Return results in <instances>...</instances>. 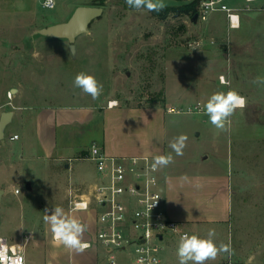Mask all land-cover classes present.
Here are the masks:
<instances>
[{
	"label": "rangeland",
	"instance_id": "obj_1",
	"mask_svg": "<svg viewBox=\"0 0 264 264\" xmlns=\"http://www.w3.org/2000/svg\"><path fill=\"white\" fill-rule=\"evenodd\" d=\"M79 2L91 5L93 1ZM164 2L183 4L176 0ZM76 3L57 0L55 8L46 9L40 0H0V115L3 111H13V119L5 129L6 136L12 137L15 132L21 134L16 142L2 144L0 141V189L13 193L8 196L11 202L5 200L4 192L0 198V235L16 242L22 240L23 233L33 231V238L27 246V251H33V257L28 256V264L95 260L88 251L76 252L57 243L44 216L46 209L51 214L56 207L62 208L67 215L70 183L84 189L85 184L96 180V164L83 158L89 151V142L100 134V115L105 129L102 138L108 142V152L127 154L138 150L144 141L131 123L152 126L154 135H149V139L154 143L151 150L156 148L155 141H158L164 154H171L174 158L168 167L158 169L160 176L168 171L191 174L196 170L192 164L194 153L200 156L203 149H216L212 142L207 144L205 141L207 136L203 128L211 126L212 129L207 115L169 112L163 117L162 111L161 115L152 112L154 106H162L167 111L171 105H181L173 101L174 96L177 90H183L190 84L193 58L200 51L215 47V44L204 43L199 47L189 45L192 40L205 38L202 28L192 26L188 15L170 13L163 18L145 9L129 8L125 0H104L103 13L91 22L87 32L77 37V48L73 54L68 39L42 35L37 30L67 20ZM234 6L242 8L243 1L239 0ZM214 19L228 24L223 11L211 13L207 20ZM248 23L243 24L241 31L246 42L252 43L249 45H253V55L242 60L245 63L240 65H235L232 57L236 61L241 57L234 54L228 61H223L229 69L244 66V70L251 73L253 82L256 77L264 76V12L257 13ZM219 47L223 50L221 45ZM221 62L213 60L207 68L215 71ZM80 72L94 75L103 85L99 99L93 100L74 87V77ZM254 84L264 91V84ZM12 88L16 90L12 91ZM111 100H116L119 106L109 109L107 105ZM127 107L144 109L139 111ZM50 109H90L95 114L91 124H84L85 130L91 131L85 137L89 144L83 154L82 151L73 154V171H66L61 164L56 166L47 159L48 152L34 143L33 133L30 135L32 139L26 137V130L36 125L37 115ZM234 116L242 124L239 127L242 137L229 134L226 128L222 142L214 144L219 145L220 150L213 152L215 155H211L208 163L216 161L234 177L244 179L248 188L234 194L230 222L215 230L217 244H226L241 230L254 228L257 219L264 214L263 199L259 200L263 188L257 185L264 175H258L255 183V179L249 176L252 171L264 174V136L256 138L257 134L264 133V113L258 112L256 126L246 125L245 115L237 109ZM198 123L202 129L201 136L197 135L200 132ZM82 128L83 125H75L78 134L83 132ZM56 129L57 135L62 134V125ZM141 133L147 132L142 130ZM181 134L188 139L183 155L177 156L169 144ZM28 182L30 187H27ZM73 216L92 219L97 228L95 208L75 211ZM192 228L191 235L205 237L204 230ZM87 233L91 236L93 232L86 229L82 236ZM170 241L165 243L168 259L174 254L172 245L175 241Z\"/></svg>",
	"mask_w": 264,
	"mask_h": 264
},
{
	"label": "crops",
	"instance_id": "obj_2",
	"mask_svg": "<svg viewBox=\"0 0 264 264\" xmlns=\"http://www.w3.org/2000/svg\"><path fill=\"white\" fill-rule=\"evenodd\" d=\"M73 1L74 3H76V1L78 2L74 4V8L79 4H83L79 2L80 0ZM176 1L184 3L187 0ZM227 1H229V4L234 6L236 3H238L239 0ZM239 11L241 23L238 27H230L229 24L224 25L216 19L212 21H201L200 19H194L193 17L189 16L192 26H198L202 28V32L205 34L206 38L205 39L204 37H201L202 41H204L203 43L209 45L215 44V47H208L209 49L200 51V53L193 58L194 66L193 77L191 78L192 80L190 84L186 86V88H183V90L180 91H176V95L174 96L173 101L181 105L191 104L196 101H202L205 105L213 93H226L229 90H235L241 96L245 97L247 101L246 106L243 109H237L241 114L245 115L244 123L246 125L256 126L258 112L264 113V91L259 89L258 86H256L251 81L253 77L251 73L244 70V66H242V68L237 67L236 69H229L228 65H226L223 59H227L228 61L230 56L232 57L233 54L237 57L240 56L241 60L239 61L234 60L232 57L235 65H240L241 63H245L241 62L242 60L248 58V56L250 55H253V52H251L253 45H249L252 43L246 42L244 36L242 35L241 29L244 23L249 24L248 22L252 21L257 13L264 11H248L243 10L242 8H239ZM218 45H221L223 47V50H220L219 48L221 47H219ZM218 59L219 61H222V65L218 66L215 71L211 70V68H207L208 65L210 66L212 64L213 60L218 61ZM221 75L224 76L225 82L220 80ZM181 78L184 79L185 77H183V75L181 74ZM116 106H119V104L113 106L107 105L109 109H112ZM127 108H133L134 110L139 111L144 109L143 107ZM161 111L163 117H165L166 114H169V112L165 111L162 106L152 107V112L155 114L158 113L159 115H161ZM199 114L204 115V113ZM94 115L95 114H93V110L90 109H85L84 111L70 109L44 110L37 115L38 117L36 125H34L33 123L34 126L31 125V129L29 131L26 130L25 134L27 139L29 140L32 136L35 137L33 138L34 143L41 146L44 151H47L49 156L52 155L46 158L50 159L51 162L53 161L52 163L56 166L58 164H61L66 171L74 170V161L71 160L74 157L73 154H75L77 151H82L81 154H83L84 151H86L84 150L85 147L88 146L89 143H91L90 146L93 143H97L108 155H149L153 158L158 155H165L164 149H162V146L158 143V141H155L156 148L151 150V145L154 143V140L149 139V135H154L152 126L146 127L147 123L142 124L136 122L129 123L132 124L133 130L137 134L142 135V140L144 141V143L140 145L139 149L135 151L132 150L127 154L114 153L113 151L108 152V142L102 138L105 129L103 128L104 122L101 115L100 126L98 128V131L100 133L99 136L95 135L96 137H94L91 142H86L85 137L91 131H87V129L85 130L84 124H91L93 122V118L95 117ZM76 124H79V126L83 125L84 129L82 128V133H77L78 130L75 129ZM60 125L63 126V132L62 134L57 135L56 127ZM240 125L242 124L239 123V120L236 119V116L232 115L230 117V122L226 125V128L229 134L231 133L232 135L240 137L241 135H243V132H240ZM197 126V128L200 129V132H198L197 135L201 136L202 129L200 128V123H198ZM123 129L128 128L123 127ZM142 130L146 131L147 133L143 135V133H141ZM203 130L205 131V134L207 136L205 140L206 143L208 144L209 142H212V147L216 149L210 148V151L209 149H203L202 152H200V156H197V154L194 153V161L192 164L195 166L196 170L191 171V174H179L174 171H168L163 176H160L159 174V177L164 188L163 204L166 207L164 208L169 217L182 222L185 225V229L189 232V236L191 235L190 229L191 231H194V228H192V226H195L197 228H200L201 230H204V235L206 237L209 229L215 228V230H218L221 227H224L227 222H230L233 196L234 194L241 193L245 188L247 189L248 186L247 183H245L244 179L239 176L234 177L233 174L229 173L224 167L222 168L221 166H219L216 161H211L210 163H208V161H210L211 159V155H215L213 152H215L216 150H220L219 145L214 146V144H219L222 142L224 130H218L214 126H212V129L211 126H205ZM14 134H17L18 137L16 139H11V137L6 136L5 131V143H7V141L13 143L20 139V133L15 132L11 135ZM31 134L32 136H30ZM260 135L264 136V133L257 134L256 138H258ZM69 158L70 160H68ZM257 172L258 171H252L249 173V176L255 179L254 183L258 181V175H264L263 173L261 174ZM184 176H187L188 179L183 180L182 177ZM257 185L263 188L262 194L261 196H259V200L263 199L262 201L264 202V179H259ZM4 193L5 200H7V202H11L8 196L13 193H10V190L7 189H4ZM192 197L193 199L190 200V198ZM262 207H264V204L262 205ZM73 213H70L67 210V216L77 219L79 222L87 226L86 229L89 230L90 233L93 232L91 236H88V233L86 234V236H82L81 240L91 239L94 236L96 230L95 221H93L92 219L89 221L88 218L84 219V216L78 218L76 216H73ZM28 232L29 231H27L26 233ZM26 233H23L22 240L20 241L15 242L9 240L8 237L6 238L12 243L22 244L28 261L29 255L30 257H33V251H27V246L29 245L33 237H31L28 242H25L24 238ZM31 233L33 235V231H31ZM171 241H175L172 245L174 246V254H171L168 257L172 262L179 263L177 257L179 240L171 239ZM226 244H230L232 249L234 250V254L231 257H228L227 254L222 253L217 257L216 260H210L207 262L212 264H224L231 258L232 261H234L236 264H264V214L260 215V218L257 219L254 228L251 227L241 230L240 232H238V235H236V237L232 236V239L230 238V241L228 239V241H226ZM88 253L95 260H91L92 262L87 261V263H95L97 261V250H88ZM53 257L54 256H52L51 258L53 259ZM68 263L69 260L67 264ZM189 264H191V262H189Z\"/></svg>",
	"mask_w": 264,
	"mask_h": 264
},
{
	"label": "built area",
	"instance_id": "obj_3",
	"mask_svg": "<svg viewBox=\"0 0 264 264\" xmlns=\"http://www.w3.org/2000/svg\"><path fill=\"white\" fill-rule=\"evenodd\" d=\"M40 2L46 9L57 5V0ZM242 9L264 11V0H243ZM215 11L225 12L230 27L240 25L239 8L227 0H200L198 19L206 21ZM202 44V39L189 42L191 47ZM220 80L225 82L223 75ZM117 104L116 100L109 102V106ZM167 111L204 113V103L171 105ZM17 137L14 134L11 139ZM84 158L96 164V180L85 184L84 189L69 184L68 211L97 210L94 236L82 240L89 245L84 251L97 250V261L93 264H176L165 255V243L171 239L180 240L189 232L182 222L169 217L164 208V188L159 172L151 168L154 158L149 155H108L97 143L90 146ZM31 237V232L26 233L25 242ZM0 264H27L22 244L0 236ZM68 264L90 263L70 260ZM224 264L236 263L230 258Z\"/></svg>",
	"mask_w": 264,
	"mask_h": 264
},
{
	"label": "clouds",
	"instance_id": "obj_4",
	"mask_svg": "<svg viewBox=\"0 0 264 264\" xmlns=\"http://www.w3.org/2000/svg\"><path fill=\"white\" fill-rule=\"evenodd\" d=\"M129 8L136 10L145 9L148 12L159 13L164 10L166 4L164 0H125ZM223 79V78H222ZM253 83L264 84V76H258ZM74 87L82 90L86 95L91 96L93 100L99 99L103 93V85L94 75L86 72L77 73L73 81ZM246 98L241 96L235 90L213 93L204 105V114L208 116L209 122L218 130H226V125L230 122V117L234 115L236 109H243L246 106ZM186 135H179L170 142L169 147L177 156L183 155L186 147ZM174 162L171 154L158 155L154 157L151 168L158 170L168 167ZM187 180L188 177H182ZM45 210L44 220L51 226V232L54 240L63 244L66 248L83 252L89 247L82 242V234L86 231L87 226L75 218H70L60 207L51 210ZM215 229H209L206 237H200L197 234L182 236L178 242L177 257L179 264H206L207 261L216 260L219 255L227 254L231 257L234 254L230 244L215 243Z\"/></svg>",
	"mask_w": 264,
	"mask_h": 264
},
{
	"label": "water",
	"instance_id": "obj_5",
	"mask_svg": "<svg viewBox=\"0 0 264 264\" xmlns=\"http://www.w3.org/2000/svg\"><path fill=\"white\" fill-rule=\"evenodd\" d=\"M103 10L104 7L100 5H77L67 20L41 27L37 32L46 36L68 39L69 47L74 54L77 48V37L88 31L91 22L99 17L103 13ZM193 18L198 19V13ZM15 90V88H12V91ZM12 116L13 111L11 110L3 111L0 116V141L3 144L6 142L5 128L11 121ZM27 187H30L29 182L27 183ZM3 192L4 189H0V198Z\"/></svg>",
	"mask_w": 264,
	"mask_h": 264
},
{
	"label": "trees",
	"instance_id": "obj_6",
	"mask_svg": "<svg viewBox=\"0 0 264 264\" xmlns=\"http://www.w3.org/2000/svg\"><path fill=\"white\" fill-rule=\"evenodd\" d=\"M200 0H187L182 5H166L163 11L156 13L153 12L155 15L159 17H167L170 13L175 15H188L190 17H194V15L198 12ZM93 5H104V0H94L92 2Z\"/></svg>",
	"mask_w": 264,
	"mask_h": 264
}]
</instances>
